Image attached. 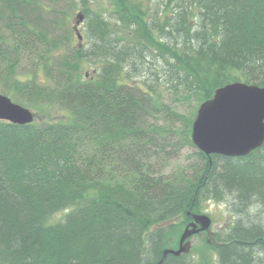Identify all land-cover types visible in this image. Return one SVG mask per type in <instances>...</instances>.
I'll return each instance as SVG.
<instances>
[{"label": "trees", "instance_id": "16d2710c", "mask_svg": "<svg viewBox=\"0 0 264 264\" xmlns=\"http://www.w3.org/2000/svg\"><path fill=\"white\" fill-rule=\"evenodd\" d=\"M108 1L114 15L97 0H0V93L36 111L0 121V264H156L211 199L236 217L206 240L218 264H264V145L230 158L191 140L218 88L264 87V0ZM155 58L189 115L148 81ZM192 250L163 264H208Z\"/></svg>", "mask_w": 264, "mask_h": 264}, {"label": "water", "instance_id": "95a60500", "mask_svg": "<svg viewBox=\"0 0 264 264\" xmlns=\"http://www.w3.org/2000/svg\"><path fill=\"white\" fill-rule=\"evenodd\" d=\"M84 20L82 12L74 17V31L80 46L83 36L79 27ZM34 120L30 109L0 93V121L27 125ZM191 140L207 156L247 157L261 148L264 145V87L237 81L218 88L213 97L198 108ZM188 215L192 221L182 232L178 248L166 249L156 264H163L168 255H188L193 237L199 233H205L208 243H213L211 217L203 213L188 212Z\"/></svg>", "mask_w": 264, "mask_h": 264}, {"label": "rangeland", "instance_id": "374dc122", "mask_svg": "<svg viewBox=\"0 0 264 264\" xmlns=\"http://www.w3.org/2000/svg\"><path fill=\"white\" fill-rule=\"evenodd\" d=\"M97 1H98L97 4L100 7H102V8L106 7L110 13H112L113 11L115 12V8H114L113 4H111L108 0H97ZM165 2H167V0ZM163 7L164 6H162V9H163ZM114 12L112 13L113 15H114ZM110 16H112V15L110 14ZM112 21L115 23V19H112ZM80 30H81V33L84 34L85 22L81 25ZM153 63H154V66H153V64L148 63V64H146V67L152 68V70L155 67L156 68L158 67V69H160V71H158L159 75H160V78H159L160 80H158L156 82V81H153L151 79H148V81L155 83V85H152V86H155L156 91L163 97V101L164 102L166 101L171 109L177 110L179 112H182L184 114L189 115L191 110L196 108L195 103L192 100L189 101V100L185 99L183 97L184 95H182V94H175L176 89L173 88L174 83L171 85V79H169V77L165 78V76H163V75H166V74H164L165 71L166 72L168 71L169 73H170V71H169L168 66L164 63V61L161 58H155ZM98 67L99 66L92 65V64H85L83 72L85 74H87L89 78H91L93 75L96 74ZM163 68H165V69L163 70ZM141 79L143 80L144 78H141ZM240 82H242V81H240ZM136 83H141V82L137 81ZM199 107H200V105L197 107V110ZM26 108H28V107H26ZM28 109H30L34 113V115L36 114L35 110H32L31 108H28ZM164 119H165V116H157L156 117V120L159 124H163ZM176 125L178 127H181V122H177ZM185 152H187V150ZM202 213L203 214L205 213L211 217L212 229L216 233L224 231L223 229L225 227H229L230 224L233 223L236 219L235 214L232 213L231 207H229L228 203L225 201H219L216 199L204 201ZM206 240L207 239L206 238L203 239V236H201V235H198V236L193 238V240H192L193 254L196 258H200V257L203 258L208 264H218V258H217L216 251L213 249L207 248Z\"/></svg>", "mask_w": 264, "mask_h": 264}, {"label": "flooded vegetation", "instance_id": "af4514ba", "mask_svg": "<svg viewBox=\"0 0 264 264\" xmlns=\"http://www.w3.org/2000/svg\"><path fill=\"white\" fill-rule=\"evenodd\" d=\"M198 235L203 236V238H206L207 237L204 233H199Z\"/></svg>", "mask_w": 264, "mask_h": 264}, {"label": "bare ground", "instance_id": "6f19581e", "mask_svg": "<svg viewBox=\"0 0 264 264\" xmlns=\"http://www.w3.org/2000/svg\"><path fill=\"white\" fill-rule=\"evenodd\" d=\"M193 126V125H192Z\"/></svg>", "mask_w": 264, "mask_h": 264}]
</instances>
